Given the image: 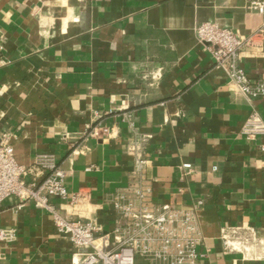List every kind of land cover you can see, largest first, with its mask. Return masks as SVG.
<instances>
[{
	"label": "crops",
	"instance_id": "0c3cea01",
	"mask_svg": "<svg viewBox=\"0 0 264 264\" xmlns=\"http://www.w3.org/2000/svg\"><path fill=\"white\" fill-rule=\"evenodd\" d=\"M256 1L0 0V138L12 134L22 165L53 154L106 232L113 198L140 186L152 206L204 201L195 264H264V246L228 252L221 239L223 228L251 227L264 240V136L243 134L253 112L264 120V98L238 94L196 33L203 22L259 32ZM241 66L264 80V33ZM18 205L0 204V227L17 230L0 264H69L75 249L51 217Z\"/></svg>",
	"mask_w": 264,
	"mask_h": 264
},
{
	"label": "built area",
	"instance_id": "2783aa9c",
	"mask_svg": "<svg viewBox=\"0 0 264 264\" xmlns=\"http://www.w3.org/2000/svg\"><path fill=\"white\" fill-rule=\"evenodd\" d=\"M248 9L264 16V0L251 2ZM196 33L238 94L264 98V80L251 81L241 66L244 49L264 33V26L243 37L216 22H203ZM243 134L249 139L264 136V120L258 112L250 115ZM12 138L10 133L0 138V204L14 198L19 209L32 203L47 213L57 233L67 236L75 249L69 264H195L203 257L197 251L205 241L200 221L203 200H197L190 210L152 206L146 202L147 191L133 186L113 198L118 220L106 232L95 216L99 206L80 193L68 192L66 174L56 157L41 153L30 166L22 165L15 159ZM260 151L264 154V144ZM130 152H137V144ZM137 162L140 170L146 167L147 161L141 156L137 155ZM182 169L189 174L192 165L183 164ZM16 236L15 228L0 227V243L12 242ZM221 239L228 252L251 253L253 248L264 246V240L251 227L223 228Z\"/></svg>",
	"mask_w": 264,
	"mask_h": 264
},
{
	"label": "bare ground",
	"instance_id": "6f19581e",
	"mask_svg": "<svg viewBox=\"0 0 264 264\" xmlns=\"http://www.w3.org/2000/svg\"><path fill=\"white\" fill-rule=\"evenodd\" d=\"M248 248V250L250 251V248L249 247H247Z\"/></svg>",
	"mask_w": 264,
	"mask_h": 264
}]
</instances>
